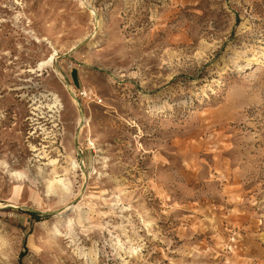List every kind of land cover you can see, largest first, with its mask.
<instances>
[{
    "label": "rangeland",
    "instance_id": "rangeland-1",
    "mask_svg": "<svg viewBox=\"0 0 264 264\" xmlns=\"http://www.w3.org/2000/svg\"><path fill=\"white\" fill-rule=\"evenodd\" d=\"M0 264H264V0H0Z\"/></svg>",
    "mask_w": 264,
    "mask_h": 264
},
{
    "label": "bare ground",
    "instance_id": "bare-ground-1",
    "mask_svg": "<svg viewBox=\"0 0 264 264\" xmlns=\"http://www.w3.org/2000/svg\"><path fill=\"white\" fill-rule=\"evenodd\" d=\"M52 57H49V59L45 62H41L39 65H38V69L42 68L44 65L46 64H50V62L52 61L51 60ZM57 75V74H56ZM58 77V76H57ZM67 87V86H66ZM66 90V89H65ZM68 94H69V97H71L75 104L77 105V101L75 99V96H73V94H71L69 91H67ZM58 97H56L55 95H52V104L51 106H47L48 109L52 110V109H55L57 110V107L60 106V103L57 99ZM38 108V107H37ZM37 108H34V109H37ZM53 113V112H52ZM82 115H80L81 117ZM77 134V133H76ZM43 149V148H42ZM34 150V149H33ZM37 151V150H35ZM34 151V152H35ZM65 163L67 164L66 168L62 169V175H59L58 174V171H57V168H56V161L55 160H50L48 162V165L46 166H50L52 169L50 170V174L49 176H47L46 178V175H42L43 176V181H44V186L46 187V189L48 190V193L50 194H54V195H65L67 193H69L70 191V183L68 182L67 178L65 179L64 177L68 174V173H71V172H74L75 171V161L72 157L70 156H65ZM41 169V168H40ZM39 169V171H40ZM43 171V170H42ZM41 171V173H42ZM46 174V173H45ZM11 175V174H10ZM14 176V175H13ZM20 176V174H18V177ZM68 176V175H67ZM42 178V177H41ZM60 222V218H57V220L55 221L54 225H58Z\"/></svg>",
    "mask_w": 264,
    "mask_h": 264
},
{
    "label": "water",
    "instance_id": "water-1",
    "mask_svg": "<svg viewBox=\"0 0 264 264\" xmlns=\"http://www.w3.org/2000/svg\"><path fill=\"white\" fill-rule=\"evenodd\" d=\"M31 212H35V211H31Z\"/></svg>",
    "mask_w": 264,
    "mask_h": 264
}]
</instances>
